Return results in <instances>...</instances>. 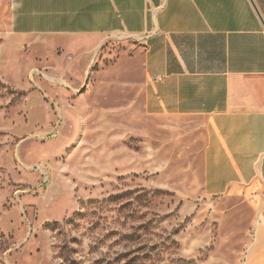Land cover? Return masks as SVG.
Returning a JSON list of instances; mask_svg holds the SVG:
<instances>
[{
	"label": "rangeland",
	"instance_id": "374dc122",
	"mask_svg": "<svg viewBox=\"0 0 264 264\" xmlns=\"http://www.w3.org/2000/svg\"><path fill=\"white\" fill-rule=\"evenodd\" d=\"M138 43L16 35L0 0V264H246L253 225L204 194L201 121L129 113Z\"/></svg>",
	"mask_w": 264,
	"mask_h": 264
},
{
	"label": "crops",
	"instance_id": "0c3cea01",
	"mask_svg": "<svg viewBox=\"0 0 264 264\" xmlns=\"http://www.w3.org/2000/svg\"><path fill=\"white\" fill-rule=\"evenodd\" d=\"M9 2L16 35L139 42L126 60L129 113L201 121L204 194L239 203L254 229L246 264H264V0Z\"/></svg>",
	"mask_w": 264,
	"mask_h": 264
},
{
	"label": "built area",
	"instance_id": "2783aa9c",
	"mask_svg": "<svg viewBox=\"0 0 264 264\" xmlns=\"http://www.w3.org/2000/svg\"><path fill=\"white\" fill-rule=\"evenodd\" d=\"M262 199H263V201H264V193L262 194Z\"/></svg>",
	"mask_w": 264,
	"mask_h": 264
}]
</instances>
